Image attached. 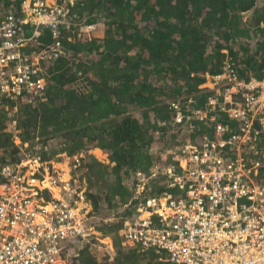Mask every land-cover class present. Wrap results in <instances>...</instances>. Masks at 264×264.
<instances>
[{"label":"trees","instance_id":"1","mask_svg":"<svg viewBox=\"0 0 264 264\" xmlns=\"http://www.w3.org/2000/svg\"><path fill=\"white\" fill-rule=\"evenodd\" d=\"M21 2L0 0V13ZM71 8L85 26L102 23L107 37L88 40L77 26L60 28L63 54L42 63L44 89L22 100L3 99L0 166L19 163L24 143L40 162L69 157L72 175L86 182L90 223L113 248L108 255L75 247L70 264H171L154 248L124 245L119 235L140 200L160 194L170 180L167 174L148 177L139 195L137 173L176 167L171 150L181 139L212 136L213 123L192 118L184 120L190 132H182L172 106L204 110L222 90L201 86L207 74L221 73L228 63L241 78H262L264 0H76ZM53 41L44 29L30 45L40 50ZM14 105L19 144L6 131L5 107ZM218 119L237 125L223 113ZM94 148L108 163L90 152Z\"/></svg>","mask_w":264,"mask_h":264},{"label":"built area","instance_id":"2","mask_svg":"<svg viewBox=\"0 0 264 264\" xmlns=\"http://www.w3.org/2000/svg\"><path fill=\"white\" fill-rule=\"evenodd\" d=\"M75 1L22 0L17 9L0 13V110L3 99L22 100L44 89L42 63L63 54L60 28L82 30V19L71 10ZM44 29L54 41L33 50L30 43ZM206 79L201 86L221 87V98L209 97L204 110L172 106L182 132H190L184 120L192 118L213 123L212 136L181 139L171 150L176 167L137 173L139 195L148 177L167 174L170 180L160 194L140 200L119 235L124 245L154 248L171 264H264V73L244 79L225 63L221 73ZM5 109L6 131L19 144L17 106ZM220 113L237 121L236 127L220 121ZM26 145L19 163L0 166V264H70L76 243L111 255V242L90 223V208L71 202L77 189L63 197L70 185L52 177L60 196L51 198L48 185L27 172L25 161L42 162L31 158ZM42 164L49 177V163Z\"/></svg>","mask_w":264,"mask_h":264},{"label":"rangeland","instance_id":"3","mask_svg":"<svg viewBox=\"0 0 264 264\" xmlns=\"http://www.w3.org/2000/svg\"><path fill=\"white\" fill-rule=\"evenodd\" d=\"M81 21L83 22L84 20L82 19ZM81 25L83 26V27H81L82 30L79 31L81 38L85 37L88 40H90L92 38L101 39L103 37H107V34L104 31L105 27L103 26L102 23L91 24V26L87 25L89 27V28H87V30L85 29L86 27H85V25H83V23ZM90 152L99 161H101L103 163H108L107 154L104 153L99 148H94ZM60 157H61V160L53 158L52 160H50L48 162L49 166H50V171H48L49 177L46 176V174L43 170V168H45L47 166V164H42L44 162L39 163V162L31 161L30 163L29 162L27 163L25 161V163H26L25 169L27 170L28 173H34L38 179H41L44 184L48 185V187L50 189L49 195L51 198H58L60 196V194L58 192L59 186L55 185L54 183H51V181L53 182L52 177L57 176V177H59L60 184H69L70 185L69 190L63 191V193H61V196L65 197L67 194H72L73 189H71V188H75L78 190L79 196L75 195V197H73L71 199V202L75 205L76 208L83 207V206L87 205L86 207L91 209V204L85 199L84 191H85L86 187L84 188L83 184L81 183L83 180L81 182L79 180H77V182H75L74 180H70L73 176H72L71 168H70V164H69V157H67L64 154H61ZM45 163H47V162H45ZM77 165L78 164H76L74 167H76ZM45 180L49 181V182H46ZM79 182H80V184H79ZM79 186H80V188L78 189ZM53 188H55V189H53ZM82 190H84L83 193H82ZM82 200H84V202ZM107 237H105V240L110 241V238L108 237L109 238L108 239ZM78 246H81V245L79 243H76L72 246L73 247L72 253L74 251V248L78 247ZM69 261H70V258H69Z\"/></svg>","mask_w":264,"mask_h":264},{"label":"bare ground","instance_id":"4","mask_svg":"<svg viewBox=\"0 0 264 264\" xmlns=\"http://www.w3.org/2000/svg\"><path fill=\"white\" fill-rule=\"evenodd\" d=\"M64 179V178H63ZM53 189H55V188H53Z\"/></svg>","mask_w":264,"mask_h":264},{"label":"clouds","instance_id":"5","mask_svg":"<svg viewBox=\"0 0 264 264\" xmlns=\"http://www.w3.org/2000/svg\"><path fill=\"white\" fill-rule=\"evenodd\" d=\"M209 75V74H208Z\"/></svg>","mask_w":264,"mask_h":264}]
</instances>
